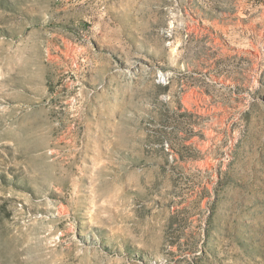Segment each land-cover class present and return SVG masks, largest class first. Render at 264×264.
Wrapping results in <instances>:
<instances>
[{"label":"rangeland","instance_id":"rangeland-1","mask_svg":"<svg viewBox=\"0 0 264 264\" xmlns=\"http://www.w3.org/2000/svg\"><path fill=\"white\" fill-rule=\"evenodd\" d=\"M0 264H264V0H0Z\"/></svg>","mask_w":264,"mask_h":264}]
</instances>
